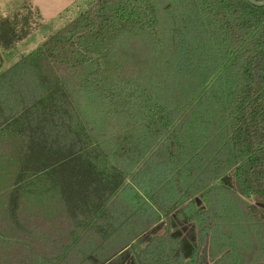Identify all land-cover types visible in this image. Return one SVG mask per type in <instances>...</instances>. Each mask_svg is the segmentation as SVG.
<instances>
[{
    "label": "trees",
    "instance_id": "obj_1",
    "mask_svg": "<svg viewBox=\"0 0 264 264\" xmlns=\"http://www.w3.org/2000/svg\"><path fill=\"white\" fill-rule=\"evenodd\" d=\"M16 23L0 25V43L18 40ZM136 169L154 207L131 200L128 219L145 217L138 236L166 223L137 264H264V222L241 198L264 201V7L87 0L76 19L5 70L0 264H118L124 247L96 260L76 247L41 255L48 249L32 239L31 224L20 235L13 226L18 209L30 211L32 197L47 192L65 190L74 209L99 211L133 189L118 194ZM175 211L198 223L195 235L171 234Z\"/></svg>",
    "mask_w": 264,
    "mask_h": 264
},
{
    "label": "crops",
    "instance_id": "obj_2",
    "mask_svg": "<svg viewBox=\"0 0 264 264\" xmlns=\"http://www.w3.org/2000/svg\"><path fill=\"white\" fill-rule=\"evenodd\" d=\"M2 73L3 70L0 71V75ZM138 170L136 169L125 180L118 194L124 192L129 186L133 189L126 191L124 197L119 201L111 200L99 211L94 212L88 205L74 209L66 199L65 190L47 192V195L38 198L34 196L30 211H27L28 204H26L23 207L24 210L20 207L18 209L20 212H16L18 227L24 230L25 224H31L29 227L32 239L40 241L41 251L50 249L49 252L47 250L39 253L41 255H53V252L66 255L72 251L73 247H76V253H74L78 256L84 254L90 256L91 260H96V257L93 256L108 255L111 254V250L124 247L126 249L116 255L124 254L122 261L118 264H135L142 252L137 255L134 246L141 241L144 242L145 238L149 236L147 247L154 237L162 235L156 228L163 222L162 220L147 233L138 236L146 222L145 217H135L131 221L128 219L131 200L134 205L139 204L137 208L141 207L143 202L154 207L150 197L152 186L147 188L148 185L150 186V182L146 183L145 175L138 178V183L134 181ZM63 175H65L64 172ZM72 210L75 213H72ZM133 238H135L133 241H128ZM105 239H107L106 243Z\"/></svg>",
    "mask_w": 264,
    "mask_h": 264
},
{
    "label": "rangeland",
    "instance_id": "obj_3",
    "mask_svg": "<svg viewBox=\"0 0 264 264\" xmlns=\"http://www.w3.org/2000/svg\"><path fill=\"white\" fill-rule=\"evenodd\" d=\"M86 8L87 0H0V25H2L5 20H10V23L17 22L16 26L18 32L16 38L18 40L13 42L11 40L4 41L5 44H11L10 47L8 45H6L8 46L6 47L3 42L0 43V71L3 70L4 72L26 56L36 52L42 47L47 38L76 19L79 13L86 10ZM2 35L3 33L0 36ZM234 189L239 196H242L237 186H234ZM241 198L246 202L248 208L264 222V201L254 198ZM195 202L199 209L207 205L202 194H198L195 197ZM6 204L7 201L1 200L0 223L3 222L4 219L8 221L7 218L2 215L4 213L2 211ZM176 214L177 211L173 214L174 221L171 228V234L173 236H183L184 239H187L193 230L192 233L194 235L198 232V223H185L178 219ZM2 217H4V219ZM17 222L18 221L15 220V225L13 226V229H16L17 233L16 231L12 233L20 235L24 230L18 227L19 224ZM4 224H6V222H4ZM165 227V218H163V222L156 230H159L160 233L163 234ZM6 228L9 230L11 227L6 226ZM148 241L149 236L145 238L144 242L141 241L134 246L137 255L143 252ZM206 264L212 263L207 260Z\"/></svg>",
    "mask_w": 264,
    "mask_h": 264
},
{
    "label": "water",
    "instance_id": "obj_4",
    "mask_svg": "<svg viewBox=\"0 0 264 264\" xmlns=\"http://www.w3.org/2000/svg\"><path fill=\"white\" fill-rule=\"evenodd\" d=\"M250 2H252L254 5L258 6V7H264V3H258V2H254L249 0Z\"/></svg>",
    "mask_w": 264,
    "mask_h": 264
}]
</instances>
